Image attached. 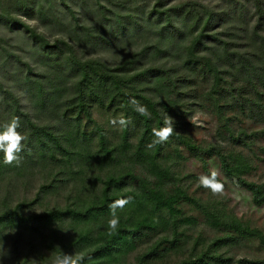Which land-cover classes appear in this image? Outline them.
<instances>
[{
  "label": "trees",
  "instance_id": "1",
  "mask_svg": "<svg viewBox=\"0 0 264 264\" xmlns=\"http://www.w3.org/2000/svg\"><path fill=\"white\" fill-rule=\"evenodd\" d=\"M82 1L89 25L78 24L72 10L64 24L52 13L51 28L65 32L52 43L17 19L41 44L39 73L17 58L21 67L6 88L0 57V125L19 117L17 131L27 137L19 166L4 164L0 152V240L10 250L0 264H52L62 252L84 255V264H148L187 244L176 264H264V257L220 254L242 238L264 245V231L222 199L196 196L185 178L199 175L182 172L195 161L207 175L215 161L221 182L264 207V182L248 178L264 163V0H153L147 10L115 0L124 14L101 0ZM7 10L0 11L5 23ZM126 43L140 46L116 65L90 53ZM197 110L215 122V143H197L187 130ZM93 111L108 115L106 125ZM166 114L176 133L149 148ZM121 117L131 123L113 129ZM127 197L113 231L110 205ZM200 222L214 234L193 231ZM140 245L144 251L129 262Z\"/></svg>",
  "mask_w": 264,
  "mask_h": 264
},
{
  "label": "rangeland",
  "instance_id": "2",
  "mask_svg": "<svg viewBox=\"0 0 264 264\" xmlns=\"http://www.w3.org/2000/svg\"><path fill=\"white\" fill-rule=\"evenodd\" d=\"M39 0H0V11L1 8H8L6 12L9 13L7 16L8 21L5 23V20L0 17V57L2 59H7L5 65L3 66L6 69V74L9 77H4L1 81L3 85L7 88L13 84L12 78L16 75L10 76L16 72V68L21 67L20 61H28L29 64L34 68L33 73H39L40 69L43 68L41 59L39 55H36V52L41 51V44L37 39L31 36L28 31L26 32L25 28H22L19 25V19L24 24H27L31 29L35 31L36 34L43 35L49 43L56 40L60 36H65V32L62 29V26L55 25L54 28H51L52 19L55 16H51L52 13L57 14L59 20L64 24L66 21H71V11H73L75 17L78 18V24L89 25L90 21L93 19V16L90 13H85L82 0H41V3L44 6V9L47 10V16L41 17L38 11ZM92 3V0H87ZM104 3H107L109 7H113L112 10L121 14L126 13L129 10L123 9L122 7L113 6L116 4L115 0H101ZM137 5L141 9H148V6L152 4L153 0H136ZM168 3L175 2L176 0H165ZM26 3V7H22V3ZM111 2L112 4H110ZM93 4V3H92ZM123 6V5H120ZM125 6H134L133 4L126 3ZM47 7V8H46ZM3 14L4 17L6 14ZM108 16L114 17L112 13H107ZM9 17V18H8ZM61 23V24H62ZM79 29L77 33L79 34ZM83 37L84 35L81 34ZM81 36V37H82ZM139 44H121L113 45L110 47L104 46L103 44L97 46L92 50L91 55L97 58L104 60L108 65H116L122 59L126 58L132 51L139 48ZM79 48V45L76 44V49ZM89 53V55H90ZM17 58H20L18 62ZM1 59V60H2ZM108 115L105 113H100L99 111H93V117L97 122L106 125L108 121ZM186 128L188 131H191L193 139L197 143L209 144L215 143V137L213 136L215 130V122L213 119L203 111H195L191 117H187ZM112 128L115 129L116 125H112ZM185 169L184 176L186 177V172L195 171V174H198L199 177L202 174L199 165L195 161H191L188 165H184ZM211 170H217L218 164L215 161H210L209 166ZM220 172V171H219ZM194 173V172H193ZM222 177V175L220 174ZM251 180L257 181L259 183L264 182V163L259 164L258 167L253 170L251 176L248 177ZM224 179V178H222ZM185 183L189 185L190 191H193L196 196H201L202 198H213V199H222L226 204L228 210L233 211L235 215L241 218L243 221H247L249 225L253 228H258L264 231V207H257L249 201V196L230 186L226 181H223L225 186V192L222 196H214L211 192H207V189L199 188L198 180L185 178ZM193 231L202 230L205 235L211 236L214 234V230L208 226L206 223H198L196 226H193ZM144 246V245H142ZM141 245L136 248V250L131 253L129 256V262H133L135 255L142 253L144 248ZM189 252V244L181 251L171 252L170 257L164 259H151L148 264H176L178 263L185 254ZM219 252L224 257H231V260L243 258V257H264V245L259 242L257 239H248L242 238L236 244L230 246H223L219 249Z\"/></svg>",
  "mask_w": 264,
  "mask_h": 264
},
{
  "label": "clouds",
  "instance_id": "3",
  "mask_svg": "<svg viewBox=\"0 0 264 264\" xmlns=\"http://www.w3.org/2000/svg\"><path fill=\"white\" fill-rule=\"evenodd\" d=\"M130 103L134 106V110L141 116H149L150 113L146 106L141 105L137 100L132 99ZM111 123L115 126L119 124L121 127L128 126L131 121L121 117L119 120L113 119ZM21 126L20 118L15 117L8 122L0 125V152L3 153V163L7 165L19 166L21 162L20 153L24 151L27 137L21 134L17 129ZM176 133L175 120L169 115H165L163 126L158 129H153L155 140L148 145L149 148L155 144H162ZM220 173L217 170H212L210 174L201 175L199 177V185L204 189L209 190L214 196H222L225 192L224 183L218 178ZM131 197L121 198L114 201L110 205L112 218L108 221V227L111 230H116L119 226V216L117 209H123L131 202ZM10 255V250L4 247L3 240H0V259ZM86 257L82 254H71L62 252L57 255L52 264H84Z\"/></svg>",
  "mask_w": 264,
  "mask_h": 264
}]
</instances>
